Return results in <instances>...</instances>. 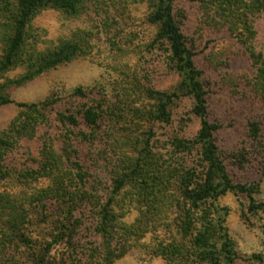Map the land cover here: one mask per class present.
Instances as JSON below:
<instances>
[{"label":"rangeland","instance_id":"obj_1","mask_svg":"<svg viewBox=\"0 0 264 264\" xmlns=\"http://www.w3.org/2000/svg\"><path fill=\"white\" fill-rule=\"evenodd\" d=\"M205 5L204 0L179 3L177 19L203 73L208 118L220 127L215 133L219 155L235 183H261L259 198L264 201V101L254 91V68L238 32L214 29L213 13ZM150 12L148 4L131 1L126 6L93 5L87 15L77 18L45 10L34 20L44 40L57 41L86 28L93 35L95 49L89 58L51 70L17 88L11 94L14 103L0 107L2 133L20 111L19 103L41 104V108L42 102L49 103L47 121L36 137L13 144L8 160L12 176L2 183V190L39 197L54 185L44 168L56 157L64 172L75 175L82 168L87 180L86 187L79 178L65 182L76 194L77 203L66 206L53 199L29 206L30 243L13 248L0 245V264H34L49 243L53 246L46 259L53 264L99 263L100 239L93 207L105 203L115 179L126 174L120 195L135 201L128 204L122 220L132 231L128 235L131 250L114 264H169L175 250L183 253V264H212L194 253L201 213L190 211L182 197L185 172L195 171L198 179L204 172L199 147L183 151L175 145L176 139L194 142L201 121L193 114L192 98L179 91L181 78L167 62L166 48L154 45L158 26L148 20ZM255 24V46L262 50L264 15L256 18ZM23 72L17 68L5 77L14 79ZM77 88H82L83 96L75 95ZM147 90L177 92L169 124L149 118V107L155 102ZM88 107L102 115L96 126H88L82 118ZM68 114L76 117V126L62 121L61 116ZM253 124L259 128L258 139L251 135ZM147 169L151 176L143 184L140 176ZM152 194L164 201L163 208H152L156 206L142 199V195ZM81 197L83 201L78 200ZM217 204L226 209L222 214H226L225 225L235 243V264H264V213L247 214V199L242 195L229 194ZM69 206L75 216L67 229L57 232L55 222L64 220ZM56 235L62 236L57 243Z\"/></svg>","mask_w":264,"mask_h":264},{"label":"trees","instance_id":"obj_2","mask_svg":"<svg viewBox=\"0 0 264 264\" xmlns=\"http://www.w3.org/2000/svg\"><path fill=\"white\" fill-rule=\"evenodd\" d=\"M131 1L150 6L148 20L158 26L154 45L166 48L167 62L181 78L179 91L182 95L192 98L193 114L201 121L194 142L175 140V145L180 146L183 151L198 146L204 167V172L199 177L201 179L195 178V171H186L182 179V197L189 203V210L201 213V227L193 239L194 253L201 260L212 264H235L237 260L235 243L225 225L226 214H222L226 209H221L217 202L229 194L242 195L247 199L245 211L247 214L264 213V201L259 198L262 186L261 183H235L219 155L215 133L220 127L211 123L208 118L203 73L196 66V54L189 47L176 15V6L179 3L194 0H0V80H3L0 83V107L14 103L11 94L17 88L33 82L51 70L87 59L93 54L95 49L92 43L93 35L86 28L76 29L70 36L59 38L57 41L42 39V34L35 28L34 20L43 11L53 10L77 18L87 15L93 5L126 6ZM204 2L213 13L214 21L211 26L214 29L222 31L227 28L230 32H238L240 44L248 51L254 68V91L264 101V48L258 50L255 46L257 36L255 21L264 15V0H204ZM17 68H23L24 72L14 79L5 77L6 73ZM74 93L80 96L84 94L82 88L75 89ZM146 93L155 102L149 107L148 117L155 122L169 124L172 117L170 108L178 97L177 92L147 90ZM40 105L19 103L20 111L8 129L0 133V245L3 248L30 243L27 236L31 213L29 206L53 199L66 206L77 203L76 194L65 185L68 178L73 181L79 178L86 187L87 177L86 173H82V168L75 175L70 171L64 172L60 160L56 157L44 168L54 185L43 190L39 197H31L25 193L11 194L2 190V183L12 176L8 160L12 154L13 144L20 139L35 138L39 127L47 121L45 109L49 103L42 102V108ZM81 114L90 127L96 126L102 116L95 107L85 108ZM61 118L64 123L74 126L78 124L74 115H62ZM258 133V126L253 124L251 135L253 134L254 139H258ZM133 173H136V169ZM150 176V171L144 170L140 176L143 184L147 183ZM127 178L126 174L115 179V186L107 201L98 202L93 207L95 230L100 239L97 251L99 263L97 261L95 264H114L131 250L128 235L132 234V231L122 220L127 214L128 204L135 201L133 198L127 199V196L120 195ZM144 198L156 206L152 208H163L164 201L158 199L156 194H152V197L142 195L143 200ZM87 199L95 204L94 200H90L89 197ZM78 200L83 201L82 197ZM44 206L46 205H43V209ZM64 214L63 221L55 222L54 228L57 232L68 228L75 211L70 210L69 206ZM61 238L62 236L56 235L54 242H59ZM52 246L53 244L49 243L47 251L37 256L33 263L53 264L46 259ZM175 251V258L170 257L169 264L185 263L181 258L183 253L180 250ZM256 259L260 257L256 256Z\"/></svg>","mask_w":264,"mask_h":264}]
</instances>
